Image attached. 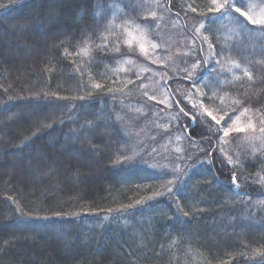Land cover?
Returning <instances> with one entry per match:
<instances>
[{"label": "trees", "instance_id": "16d2710c", "mask_svg": "<svg viewBox=\"0 0 264 264\" xmlns=\"http://www.w3.org/2000/svg\"><path fill=\"white\" fill-rule=\"evenodd\" d=\"M188 1L194 21L183 18L179 33L169 29L176 46L198 43L193 28L201 20L211 25L200 26L218 57L192 80L170 76L168 84L191 87L196 97L202 90L207 108L224 116L223 129L245 109L264 120V37L248 32L264 26L230 10L210 12V0ZM143 3L0 0L8 5L0 7V264H264V158L237 162L241 132L212 135L176 95L170 99L183 118L176 127L182 147L194 151L190 160L162 133L159 156L171 161L150 166L158 151L133 155L123 134L117 113L131 114L132 129L140 128L144 113L130 109L147 103L141 93L157 77L137 72L142 57L117 35L98 44L120 7L123 22L148 20ZM85 47L98 89L72 60ZM127 57L133 65L117 71ZM229 61L247 66L249 77L219 86L225 74H218L210 83Z\"/></svg>", "mask_w": 264, "mask_h": 264}, {"label": "rangeland", "instance_id": "374dc122", "mask_svg": "<svg viewBox=\"0 0 264 264\" xmlns=\"http://www.w3.org/2000/svg\"><path fill=\"white\" fill-rule=\"evenodd\" d=\"M167 2L170 5H173L171 12L167 7ZM210 2L213 4L212 0H210ZM232 2L236 4L235 0H232ZM237 3V7H242L245 12L255 17L257 20L264 18V0H238ZM143 5L145 8L141 10V18H148V20L143 22L129 20H124L123 22L121 15H117V12L122 14L121 7L117 9V12L113 11L110 13L111 20L107 25V30L105 31V41L103 43H99L98 45L103 47V45L108 44V40L106 38L109 37L107 34H109V36H112L113 34L117 35L121 39L119 42L124 43V45L127 47L137 49L140 56L142 57L140 65L138 64L137 66V72L142 74L145 71L150 70L154 76L157 77V81L151 82L150 79L147 81V86H149V91L151 93H141L144 94L142 99L147 103L140 105L139 109H130L132 114H135L137 110L141 111V113H144L145 118L141 123L142 125L140 128L134 127V129H132L133 127L131 122L133 123L135 119L129 120L131 114L126 117L127 114L122 110V113H117V116L119 118L118 121L120 122L121 127L125 129L123 130V134L127 137L128 135L130 136L131 145L134 150L133 155H141V152L143 151L150 153L158 151V154L156 155L157 158L152 157L151 160L153 161L149 162L148 165L162 168L163 166H167L171 161L170 157L162 158V156H159L160 154H163L160 153V143L162 142L161 137L163 136L162 133L168 134L164 139V141L167 143V146H169L167 141V138H169L172 140L170 145L172 151L181 153L184 159L188 157L187 159L190 160L191 157L189 156L194 153V151L189 153L187 146L185 148L182 147V145L184 146V134L181 133L180 128L176 126L178 122L183 120V118L181 117L180 112H178L175 107H173V102L170 99L171 96L176 97L177 95L179 98L183 99V101L187 103L189 111L199 116L203 127L208 129L212 135H216L220 129L223 132V127L221 128V126H223L222 119L224 116L221 113L216 114L207 108L206 103L200 99L202 96V90L198 92V94L200 93V97L198 96V98L193 95V90H191V87H187L182 83H176L170 86L168 84V81L170 80H166L169 79L170 76H182V79L192 80L199 73L201 74L204 70V67L212 61H215L218 56H216L214 48L210 52L209 41L204 40V37L208 35L202 32L200 25H205V23H203L201 20L197 27L193 28L195 32L194 35H196L198 43H196V41H194L192 38H189V43L187 45L188 47L183 48L181 45H179V47L176 46L177 42H175V38L171 36L169 29L179 33L180 31H183L182 28L185 27L183 18L188 17L190 21H194V18L190 16V13L194 12L192 11V6L188 0H144ZM208 8L210 9V6ZM250 25L258 27L261 24L250 23ZM205 27L209 28L211 25L206 23ZM214 27L215 26H213V30ZM197 29H200V31L197 32ZM229 29L230 28L228 27L226 31L227 36L230 37L227 38L228 41L229 39H232L233 35L231 31H228ZM107 31H110V33ZM129 32H131L132 36L135 37L131 44L126 43V41L129 39ZM248 32L254 33L258 35V37L260 33V35L264 37V32H259L258 28L248 29ZM213 34L217 36V33L213 32ZM141 37L143 38L141 39ZM141 43L144 45V50H141ZM153 45H155V47H153ZM86 48L87 47L83 48L82 53L77 55V57L72 60L75 62V64H77V68L86 67L88 69L87 71V69L81 70L80 68L79 73L86 74L88 76L86 77L87 83L93 88L98 89L99 83L95 80H92L91 69L87 67L88 61L86 62L85 58L87 56ZM204 59L206 63L202 64ZM142 61L144 63H142ZM91 62L93 63L92 60ZM116 65H118L117 71L126 73V68H130L133 65V61L127 57L125 62L119 61ZM148 65H150L149 68H147ZM225 67H227L226 73L222 72V66L213 72L211 78H214L210 80V83L214 82L218 74H225V76L218 81L219 86H224L228 80L231 82L235 80H243L250 75L247 66H242L235 61H229ZM226 74H228L229 77H227ZM98 75L99 76H97V78L99 80L108 79V77L106 78L103 74ZM121 80L122 76L118 75L114 77V79H110V82L115 81L114 84H116ZM124 83L128 84L129 82ZM145 85L146 84H144V86ZM212 89L218 90V88L215 87H212ZM125 90L126 88L121 89V93L125 94ZM213 90H211V92ZM224 97L225 96L220 97L219 102L224 101ZM124 103L125 105H123V108L127 106V103ZM131 105H135V103L131 102ZM256 118V114H252V112L247 113L245 109L244 111L237 113V115L234 116L227 124L230 131L242 133V137L238 141L239 154L236 156L237 162L242 161L247 157L250 158L254 156H260V158H264V132H261L260 130L264 125V120L259 119V121H256ZM216 120H220L221 123L217 124ZM182 124L185 123L183 122ZM129 125L131 127H129ZM249 125H251V127H249ZM185 126L188 127V125H184V127ZM236 126H239L243 130L236 131ZM186 149L187 154L184 155L183 152ZM223 150L225 151V149Z\"/></svg>", "mask_w": 264, "mask_h": 264}, {"label": "snow or ice", "instance_id": "6c2138e0", "mask_svg": "<svg viewBox=\"0 0 264 264\" xmlns=\"http://www.w3.org/2000/svg\"><path fill=\"white\" fill-rule=\"evenodd\" d=\"M212 2H213L214 6L209 9L210 12L221 14V13H225L228 10H230L231 12L238 14L240 17H242L244 20L250 22L251 24L264 25V18L257 20L255 17H253V16L249 15L247 12H245L242 9V7L235 6V4L233 2H230V0H212ZM0 7H8V5L0 4ZM192 11H196L195 8H193ZM202 27H203V25H202ZM199 31H200V29H197V32H199ZM128 36H129V39L126 41V43L131 44L133 42V39H135V37L132 36L131 32L128 33ZM142 38L143 37H141V39ZM204 40L208 41V37L205 36ZM140 47H141V50H144L143 43H141ZM153 47H155V45H153ZM212 49H213V45L211 42H209L210 52L212 51ZM216 123L220 124L221 121L216 120ZM249 127H251V125H249ZM235 130L236 131H242L243 129H241L239 126H236ZM260 130H261V132H264V127H262ZM228 134H229V129H227V128L223 129V135L227 136ZM236 181H237V176H236L235 172H233L232 184L238 187V185H236ZM169 191H171V189H169ZM184 215H187V213H184Z\"/></svg>", "mask_w": 264, "mask_h": 264}, {"label": "water", "instance_id": "95a60500", "mask_svg": "<svg viewBox=\"0 0 264 264\" xmlns=\"http://www.w3.org/2000/svg\"><path fill=\"white\" fill-rule=\"evenodd\" d=\"M235 190L238 191V187L237 186L235 187Z\"/></svg>", "mask_w": 264, "mask_h": 264}]
</instances>
